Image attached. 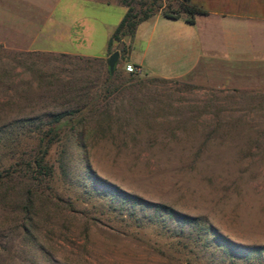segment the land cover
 Returning <instances> with one entry per match:
<instances>
[{
	"label": "rangeland",
	"instance_id": "rangeland-1",
	"mask_svg": "<svg viewBox=\"0 0 264 264\" xmlns=\"http://www.w3.org/2000/svg\"><path fill=\"white\" fill-rule=\"evenodd\" d=\"M143 2L131 1L137 10ZM72 10L57 8L48 26L61 15L72 24ZM199 26L200 57L255 55L225 38L215 18ZM147 27L132 38L134 56L146 49ZM1 35L0 264H264V255L229 254L200 234L206 224L235 243L264 247L262 71L239 87L230 70L196 63L193 50L195 70L165 79L128 72L124 54L109 80L110 55L55 52H93L98 38L48 32L37 45L50 51ZM123 42L130 38L115 46ZM64 111L72 119L49 147L50 173H39L32 162L44 130ZM98 178L151 204L124 201Z\"/></svg>",
	"mask_w": 264,
	"mask_h": 264
},
{
	"label": "crops",
	"instance_id": "crops-1",
	"mask_svg": "<svg viewBox=\"0 0 264 264\" xmlns=\"http://www.w3.org/2000/svg\"><path fill=\"white\" fill-rule=\"evenodd\" d=\"M221 3V9L213 11L207 8L208 14L197 15L194 24L186 22L183 17L171 19L161 13L142 21L137 33L143 25H151V28L147 27L150 34L146 49L136 56L130 51L128 62L140 65L144 73L152 76L182 78L197 67L191 69L194 50L197 54L196 63L215 62L217 71L232 72L233 82L237 86H249L257 71H262L264 75V0H221ZM225 4L230 8L225 7ZM59 7H74L72 24L61 15L57 23L48 26ZM127 10L122 0H0V37L5 31L12 32L15 38L24 39L33 48L50 51L55 50L37 45L38 40L46 38L48 32L67 33L71 39L98 38L93 52H55L106 58L109 55V40ZM211 18L217 20L225 38L232 40L238 47L248 44L256 49L255 55H239L236 59L200 57L199 38L194 37L193 33H197L195 30L200 27L202 20L209 21ZM256 33L261 38L258 45L254 41Z\"/></svg>",
	"mask_w": 264,
	"mask_h": 264
},
{
	"label": "trees",
	"instance_id": "trees-1",
	"mask_svg": "<svg viewBox=\"0 0 264 264\" xmlns=\"http://www.w3.org/2000/svg\"><path fill=\"white\" fill-rule=\"evenodd\" d=\"M131 1L136 0H122V2L127 5L128 10L109 40V55L113 54L116 51H119L120 57H122L124 54L129 55L131 51V41L129 43L123 42L122 47L115 45L124 40L128 35L132 40L139 24L157 13H161L164 17L171 19H178L183 17L185 21L190 24H194L196 22L197 15L209 13L208 9L203 5H200L196 0H176L178 2V7H174L170 1L163 2L162 0H146V2H143L146 7L140 10H137L133 6ZM112 77L113 73L109 69L108 79L110 80ZM70 114V111H64L54 114L52 120L48 123V129L44 130V135L41 138L42 146L40 149V153L38 157L35 158V160H33L32 162L35 166L40 167L39 173L42 172V169H46V171H49L50 173L51 167L45 163V158L48 154L51 144L55 141L56 138L60 136V133L67 127L70 120L72 119V117L69 116ZM98 179L103 183V185H105L109 193L115 195L118 198H123L124 201L131 200L134 204L141 202L142 207H146V205L151 204L150 202H147L139 198L138 196L132 195L122 190L112 183L104 181L101 178ZM167 209L169 212L175 213L173 209ZM178 216H180V218L185 221H189L195 224L197 223V225L199 224L198 219L195 217L180 214H178ZM201 233L205 234L206 239H212L216 241V243L219 244L220 249L229 254H241L247 257H260L264 255V247H249L235 243L230 238L218 232L210 225L208 226L206 224H201L200 234Z\"/></svg>",
	"mask_w": 264,
	"mask_h": 264
},
{
	"label": "water",
	"instance_id": "water-1",
	"mask_svg": "<svg viewBox=\"0 0 264 264\" xmlns=\"http://www.w3.org/2000/svg\"><path fill=\"white\" fill-rule=\"evenodd\" d=\"M130 36H126L125 40H128ZM120 53L119 51L114 52L112 55L109 56L108 58V64H109V69L113 73L116 67V64L119 60Z\"/></svg>",
	"mask_w": 264,
	"mask_h": 264
},
{
	"label": "built area",
	"instance_id": "built-area-1",
	"mask_svg": "<svg viewBox=\"0 0 264 264\" xmlns=\"http://www.w3.org/2000/svg\"><path fill=\"white\" fill-rule=\"evenodd\" d=\"M126 70L128 72H134V73H144L142 67L138 64H134V63H131V62H128L126 64Z\"/></svg>",
	"mask_w": 264,
	"mask_h": 264
}]
</instances>
